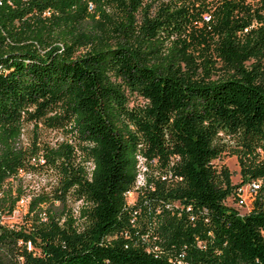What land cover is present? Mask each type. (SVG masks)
<instances>
[{"label": "trees", "instance_id": "obj_1", "mask_svg": "<svg viewBox=\"0 0 264 264\" xmlns=\"http://www.w3.org/2000/svg\"><path fill=\"white\" fill-rule=\"evenodd\" d=\"M263 143L264 0H0V214L19 168L55 172L0 221V264H264V208L224 201L215 162L264 177Z\"/></svg>", "mask_w": 264, "mask_h": 264}, {"label": "rangeland", "instance_id": "obj_2", "mask_svg": "<svg viewBox=\"0 0 264 264\" xmlns=\"http://www.w3.org/2000/svg\"><path fill=\"white\" fill-rule=\"evenodd\" d=\"M156 6L157 4L151 5L150 11L152 12ZM89 9L91 8H88V10ZM213 76H216V75H213ZM127 95H128L129 104L143 101V99L140 96H137L134 93H128ZM38 125H39V128H38L39 137L44 141L52 143L56 139H60L63 135L60 129H50V128L42 126L40 123H38ZM31 128H32L31 122H26L23 125L21 138L24 143L27 142L30 138ZM215 162L218 164L223 163L226 165V167L228 168L230 172L231 182H237L241 180L240 163L234 154H230L227 150H224L221 157L219 159H216ZM152 172L155 173L154 161H152L150 165H147V167L143 165L139 167V173H138L139 181L134 188H132L131 190L127 192L126 194L127 202H131L132 200H134L137 194V191L142 190V186L145 182V177L151 175ZM54 176H55V172L48 170V169L46 170L41 169L35 172L25 173L22 179H23L24 186L27 188L26 189L27 195L30 197V194L33 192L47 190L48 183L52 182V180L54 179ZM67 203L68 205L74 204V202L72 201H67ZM240 210H245V208L242 207Z\"/></svg>", "mask_w": 264, "mask_h": 264}, {"label": "built area", "instance_id": "obj_3", "mask_svg": "<svg viewBox=\"0 0 264 264\" xmlns=\"http://www.w3.org/2000/svg\"><path fill=\"white\" fill-rule=\"evenodd\" d=\"M88 8H91V5L88 4ZM44 12H48L47 10ZM204 20L208 19L207 14L202 15ZM246 30V27L243 28ZM257 155L260 158H264V143L257 147L256 149ZM42 161V158H39ZM143 165L142 158L138 156V173L139 167ZM26 172H24L21 168L18 169V175L23 176ZM137 173L135 186L139 181V174ZM238 184L233 188L231 193H229L225 198L228 204L234 206L239 213H243L247 211L256 200L259 204L264 208V177L262 175L257 177H250L243 180L237 181ZM28 200L29 196L27 194L19 195L14 201L13 206L9 211L3 212L0 214V221L4 224L15 226L19 225L24 221V215L28 209ZM79 205V200H76L73 205H71L72 213L75 216L77 213V208ZM242 207L245 210H240ZM31 214V212L29 211ZM41 218H44L43 216ZM24 246L26 250L34 251V246L32 242L27 239L24 241ZM21 259V257H19Z\"/></svg>", "mask_w": 264, "mask_h": 264}]
</instances>
